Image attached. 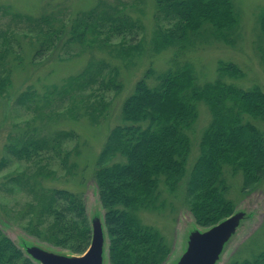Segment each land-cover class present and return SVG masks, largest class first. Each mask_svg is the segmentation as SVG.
Wrapping results in <instances>:
<instances>
[{
  "label": "trees",
  "instance_id": "trees-1",
  "mask_svg": "<svg viewBox=\"0 0 264 264\" xmlns=\"http://www.w3.org/2000/svg\"><path fill=\"white\" fill-rule=\"evenodd\" d=\"M155 6L160 15L174 22L168 30L159 28L155 39L157 50H174L172 66L157 76L154 85L149 81L151 70L137 81L133 93L123 102L121 124L109 132L94 171L105 211L109 264H164L169 259L171 244L157 228L145 222V213H160L167 208L162 185L174 195L184 182L185 203L196 224L209 229L236 212V204L228 198L226 168L242 173L244 191L264 180V132L250 121L264 122V90L260 86L245 90L231 83L244 78L245 72L237 64L224 61L218 63L215 81L200 83L193 64L184 60L204 37L229 45L235 43L240 16L233 1L155 0ZM100 8L84 13L67 27L53 14L34 17L0 5L1 16H11L17 23L25 24L17 30L0 31V96L10 95L15 71L24 69L26 45L30 48V64H35L58 49L59 44L78 47L79 53L95 50L101 43L97 38L99 29L105 27L101 22L108 23L111 33L118 35L141 28L127 17L110 16V12ZM259 27L264 35V12L259 17ZM139 47L138 43L121 49V53L131 58ZM262 52L264 60V49ZM106 67L104 61L91 59L82 72L67 78L62 88L54 86L44 96L28 88L19 94L16 105L36 113L33 124L43 116L52 120L57 112L53 109L55 102L63 104L76 91L102 84ZM117 77L118 71L111 70L109 82L102 86L122 89ZM200 102L207 106L211 120L202 133L199 156L187 176L189 132L198 120ZM76 103L77 100L72 101L78 108ZM46 109L48 113H44ZM28 127V131L17 133L6 145L18 160H32L44 151H57L65 139L74 136L56 132L43 137L34 125ZM66 161L65 158L64 164ZM41 170L33 175L10 177L4 183L34 194L35 203L28 205L25 212L32 216L25 231L70 254L83 255L93 237L84 198L65 189H39L36 185ZM49 218L52 222L45 232L40 231L39 227ZM0 264L36 263L0 229ZM231 264H264V250L252 260Z\"/></svg>",
  "mask_w": 264,
  "mask_h": 264
},
{
  "label": "rangeland",
  "instance_id": "rangeland-1",
  "mask_svg": "<svg viewBox=\"0 0 264 264\" xmlns=\"http://www.w3.org/2000/svg\"><path fill=\"white\" fill-rule=\"evenodd\" d=\"M232 1L240 16L235 43L229 45L204 37L184 60L193 64L200 83L215 81L218 78V63L224 61L237 64L245 72L244 78L232 82L228 79L229 82L245 90L254 86H260L264 90V35L259 27V17L264 12V0ZM0 5L34 17L53 14L67 27L73 25L76 18H82L84 13L100 6V9L110 12V16L127 17L141 26L132 33L118 35L111 33L108 23L101 22L105 27L99 29L101 34L97 38L101 43L95 50L79 53L78 47L59 44L58 49L49 53L46 58L37 60L35 64H30V48L26 45L24 69L18 68L15 71L10 95L0 96V229L18 246H23L22 243L26 242L60 254H68V251L47 244L25 231L32 218L25 212L28 205L35 203L34 194L4 183L10 177L24 173L33 175L43 168L37 179L36 186L39 189H65L82 195L88 216L91 219L100 218L104 224L105 211L94 179L99 155L109 132L121 124L123 102L133 93L137 81L151 70L149 81L154 85L157 76L172 66L174 50H157L155 39L159 28L168 30L174 22L158 13L155 0H0ZM107 19L109 17L104 21ZM18 26L24 27L25 24L17 23L11 16L0 14V31L9 28L17 30ZM121 43L124 47H121ZM138 43L140 47L138 51H134V56H123L121 49L135 47ZM91 59L107 64L101 77L106 85L111 70L116 69V80L122 85V89L106 88L105 85L102 86L103 83L92 84L86 90L73 93L72 98L63 104L55 102V107L52 108L57 112L53 114V119L48 120L43 116L36 124H33L36 117L33 110L16 105L19 94L28 88L35 89L40 96L46 95L54 86L62 88L66 79L82 72ZM73 100H77L78 108L72 104ZM48 111L46 109L44 113ZM198 111V120L189 132L191 150L187 162V176L199 156L202 133L211 120L210 112L203 102L198 104ZM76 113L82 115L77 116ZM250 121L264 132V122H255L252 119ZM28 124L38 128L40 136L43 137L54 136L56 132L72 133L74 136L65 139L57 151H44L32 160H18L8 152L6 145L17 133L28 131ZM65 158L66 164L63 162ZM225 177L230 187L228 198L236 204V212H244L246 217L218 264L252 260L264 250V180L244 191L242 173H234L226 168ZM182 184L180 191L174 195L169 194L162 185L163 197L167 200L166 210L145 213V222L157 228L172 246V254L164 264H175L179 260L193 231L207 230L196 224L185 203L184 182ZM5 186L11 188V191L6 190ZM51 222L52 218H49L39 230L45 232ZM106 264H109L108 255Z\"/></svg>",
  "mask_w": 264,
  "mask_h": 264
},
{
  "label": "water",
  "instance_id": "water-1",
  "mask_svg": "<svg viewBox=\"0 0 264 264\" xmlns=\"http://www.w3.org/2000/svg\"><path fill=\"white\" fill-rule=\"evenodd\" d=\"M245 217L244 212H235L206 231H193L189 235L186 250L175 264H218ZM89 219L93 237L89 249L83 255L60 254L26 242L18 246L12 241L36 264H106L109 240L107 245L105 221L103 224L100 218Z\"/></svg>",
  "mask_w": 264,
  "mask_h": 264
}]
</instances>
